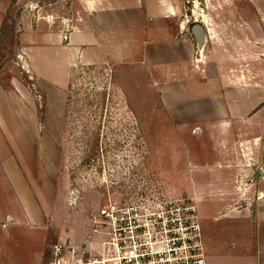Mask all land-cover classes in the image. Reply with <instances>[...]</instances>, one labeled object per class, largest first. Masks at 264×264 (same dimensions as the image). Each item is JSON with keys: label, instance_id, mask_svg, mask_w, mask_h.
<instances>
[{"label": "rangeland", "instance_id": "rangeland-1", "mask_svg": "<svg viewBox=\"0 0 264 264\" xmlns=\"http://www.w3.org/2000/svg\"><path fill=\"white\" fill-rule=\"evenodd\" d=\"M3 1L0 82L15 105L0 104V264H47L62 235L78 243L91 213L126 199H192L207 264H264L256 219H239L257 217L264 200L257 192L264 190V0H196L212 37L206 55L216 49L223 59L222 43L235 40L228 48L241 62L238 105L256 106L242 111L244 120H224L226 102L210 113L201 89L195 101L180 93L188 79L173 60L93 63L87 48L58 77L41 60L47 45L39 36L48 30L41 17L52 8L74 14L75 5ZM139 54L142 47L131 57ZM202 78L195 66L192 80Z\"/></svg>", "mask_w": 264, "mask_h": 264}, {"label": "crops", "instance_id": "crops-1", "mask_svg": "<svg viewBox=\"0 0 264 264\" xmlns=\"http://www.w3.org/2000/svg\"><path fill=\"white\" fill-rule=\"evenodd\" d=\"M69 1L71 5L72 3L75 5L74 14L66 16V13H63L56 16L54 8H52L50 9L51 12L46 11V15L41 17L47 23L48 29L39 36L47 45V53L42 56L41 60L46 63L45 66L53 65V70L56 69L58 77L65 76L66 70H64L65 65L63 63L69 61L75 64L79 60L81 51L83 52L87 48L91 49L88 57L93 63L98 62L97 60H101V63L108 61L130 62L132 60L148 63L153 58H157L162 62L173 60L176 62L175 67L178 72L184 74V78L188 79L184 87H179L182 88L180 93L186 94L187 98L191 97L193 98L191 100L195 101V95L200 94L199 90L201 89V93L208 99V104L211 108L210 113L216 114L215 111L219 110L214 105L226 102L229 105H223L226 117L224 120H244L249 117H243L241 115L242 111L253 110L252 108L256 107L255 105H238L237 95L241 94L242 86L240 85L242 83L240 80H242L243 75L237 73V67L241 62L238 55L232 53V48H228L236 44L233 42L235 40L226 39L222 43L223 59L218 58L220 56L219 53L218 55L215 54L216 49H214V53L211 52L212 50H208V55H206V48L212 42V37L209 35L206 21L203 19V22H200L204 27L206 38L202 49H198L197 41L192 32L195 18L193 19L190 14L191 9L187 7V3H190L188 0ZM31 4H33L34 10L40 8L37 3L31 2ZM6 8L7 5L4 4L3 0H0V29ZM39 18L40 16H37V21ZM262 20L264 24V17H262ZM141 47L143 54L136 55L137 57L135 56V59H133L131 56L134 53H139ZM73 49H76L77 52L74 53ZM196 52H199V55ZM68 53L71 55H68ZM213 54L217 62H219L218 70L214 68L217 65H211ZM32 55L36 56V54ZM199 61H202V66L198 64ZM195 66L198 69L202 67V79L206 78L207 68L209 70L206 80L196 81L197 84L195 80H192L195 77ZM43 70L42 72H45V75L49 73ZM29 71L34 76H37L35 69L30 67ZM251 76H254L253 73ZM159 82L161 81L154 80L153 86L162 95L164 94L165 86H157ZM258 85V82L250 84L253 88L258 87ZM233 94L235 96L232 98ZM11 96L10 92L5 90L0 82V104L15 105ZM162 102L164 105L166 104L165 97H162ZM260 108H264V105ZM224 115H218V117H224ZM253 184H249L247 187L241 186L240 189L243 192L253 186ZM257 192L259 193L258 199L261 200L264 197V190L258 189ZM240 198H244L242 194ZM262 201H258L259 210L257 217L247 215L239 217V219L250 218L253 219L254 223L256 219L255 249L256 252L260 250V253L263 254L264 208L262 210L261 207H263L264 202Z\"/></svg>", "mask_w": 264, "mask_h": 264}, {"label": "built area", "instance_id": "built-area-1", "mask_svg": "<svg viewBox=\"0 0 264 264\" xmlns=\"http://www.w3.org/2000/svg\"><path fill=\"white\" fill-rule=\"evenodd\" d=\"M78 243L61 236L47 264H207L193 200L110 202Z\"/></svg>", "mask_w": 264, "mask_h": 264}, {"label": "water", "instance_id": "water-1", "mask_svg": "<svg viewBox=\"0 0 264 264\" xmlns=\"http://www.w3.org/2000/svg\"><path fill=\"white\" fill-rule=\"evenodd\" d=\"M191 5L195 8H191V15L192 17L195 18V22L193 23L192 25V32L194 34V37L197 41V46H198V49H202L204 43H205V38H206V33H205V30H204V27L202 25V23L199 21L198 17L200 16V12L199 10L197 9V1L196 0H188ZM264 173V171H263Z\"/></svg>", "mask_w": 264, "mask_h": 264}, {"label": "bare ground", "instance_id": "bare-ground-1", "mask_svg": "<svg viewBox=\"0 0 264 264\" xmlns=\"http://www.w3.org/2000/svg\"><path fill=\"white\" fill-rule=\"evenodd\" d=\"M197 9H198V7H197Z\"/></svg>", "mask_w": 264, "mask_h": 264}, {"label": "flooded vegetation", "instance_id": "flooded-vegetation-1", "mask_svg": "<svg viewBox=\"0 0 264 264\" xmlns=\"http://www.w3.org/2000/svg\"><path fill=\"white\" fill-rule=\"evenodd\" d=\"M264 42V41H263Z\"/></svg>", "mask_w": 264, "mask_h": 264}]
</instances>
